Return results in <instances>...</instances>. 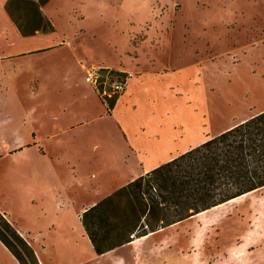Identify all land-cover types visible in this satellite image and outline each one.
<instances>
[{"label":"rangeland","instance_id":"obj_1","mask_svg":"<svg viewBox=\"0 0 264 264\" xmlns=\"http://www.w3.org/2000/svg\"><path fill=\"white\" fill-rule=\"evenodd\" d=\"M7 3L4 9L8 14ZM42 9L53 21L55 34L39 44L53 43L57 49L52 53L39 52L30 59L39 60V69L53 75L39 77L29 73L12 82L9 88L13 85L19 99L16 100L12 89L7 98H0V105L8 112L0 117L9 118L15 125L17 102L18 107L21 104L25 109H33L37 101L35 110L41 113V119L34 124L41 133L43 148L39 151L43 160L54 161L57 183L67 186V135L51 134L67 126V92L72 86L87 90L91 96L87 100L90 110L93 114L102 110L98 97L81 82L86 69L102 66L113 72H128L130 83L140 72L136 66L141 63L150 75L169 76L178 70L179 82L183 84L174 105L176 122L172 123L170 112L166 119L168 132L174 124L183 135V144L178 142L175 148L179 153L191 148L187 141L197 130L200 141L209 139L264 111V0H48ZM13 11L25 25L23 14L31 8L22 4L13 7ZM8 38L9 53H19L17 39L10 35ZM23 49H28L26 43ZM73 59H79L80 65ZM67 60L68 67L74 70L69 82ZM167 81L160 84L169 85L170 80ZM39 89L47 96L45 103L33 96ZM120 98L101 100L111 109L110 103L115 105ZM43 112L49 115L43 116ZM112 121L92 123L86 140L91 144L89 148L98 145L97 150L87 149L81 155L72 153L71 158L83 175L93 178L97 172L105 180L121 183L129 174L124 163H118L112 176L97 141ZM30 132L27 122L23 126L24 138ZM20 150L30 158L37 156L30 146ZM8 158L0 159V212L27 246L8 232L1 221L0 235L18 253L22 264H264V188L230 204L220 215L211 214L201 221L193 215L145 239L136 238L133 243L97 256L91 246L74 242L75 236L69 232L62 233V238L48 234L47 228L52 231L51 226L32 203V179L17 173L15 155ZM93 197L80 189L72 211L52 216L67 229L71 225L76 228L83 217L81 205ZM132 200L137 207L139 203ZM115 202L110 207L114 216L111 221L129 214L134 222L130 198L122 196ZM100 227L102 233L109 230L106 224ZM0 264H14L1 248Z\"/></svg>","mask_w":264,"mask_h":264},{"label":"crops","instance_id":"obj_2","mask_svg":"<svg viewBox=\"0 0 264 264\" xmlns=\"http://www.w3.org/2000/svg\"><path fill=\"white\" fill-rule=\"evenodd\" d=\"M7 1L8 0H0V98H7L9 90L12 89L18 101L19 96L16 89L13 85L11 86L12 88H9L12 82L29 73L39 77H43L44 75L50 77L53 75L51 71H41L39 66L36 65L39 60L33 61L30 59V56L37 55V53L39 54V52L42 51H44V53H52L55 52L57 48H53V43H45L44 45L39 44L42 40L51 39L55 31L51 33L36 31L34 35L23 36L4 9V4ZM51 23L53 24L52 20ZM53 26L55 29L54 24ZM9 35L17 39L18 42L16 45L17 47L18 45L21 47L19 53L18 51L12 54L9 53ZM25 43L28 45L26 52H24L23 49ZM73 61L76 65H80L81 63L79 59H73ZM29 67L34 68L29 70ZM137 67L140 72L133 77L134 81L131 80V83L133 81L132 84L130 80L128 81L124 95L121 96L111 109L102 102L93 87L86 82V71L84 76H81V82L87 89L90 87L91 93L98 97V104L101 103L102 110L97 114H93V111L90 110L88 106L87 100H89L91 96L87 90L82 91L77 86H72L69 92H67V126L61 131H54L51 134L53 137L58 136L61 132H63L65 136L67 135V186L57 183L56 174L58 170L54 161L52 159L43 160V156L41 157L39 151V149L42 148L40 142L41 133L34 124L38 119H41V113L35 110L37 101L33 103L34 110L30 109V106L25 109V106L21 104L20 107H18L17 102L15 106L17 114L15 125L10 123L9 118L6 117L4 119L0 117V159H10L8 157L15 155L17 173L21 176L28 175L32 179L31 185L33 190L30 191L31 197L34 198L32 203H35L39 207L43 216H45L48 221V226H51L52 231L47 228L48 234H54L62 238V233L65 232L67 234V232H69L75 236L74 242L78 244L83 243L85 247L91 246V251L97 256L109 254L115 251V249L98 255L93 248L81 220H79L80 225L76 228L71 227V225L69 229H67V227L52 216V213L59 215L62 211H72L76 205L75 195L78 194L80 189H83L85 193L94 195L90 201L81 205L80 209L84 213L89 208L96 205L97 201L100 199L103 200L132 180L148 173L186 151L184 150L179 153L175 149L178 146V142H182L183 144V135L176 130L174 124L168 132L166 119L170 112L169 117H171V121L173 119L172 123L176 122V110L174 109V105L176 106L178 102V93L182 91L183 84L182 81L179 82V71H172L169 76H163V74L150 75V73L145 72V67L142 63L136 66V68ZM73 73L74 70L68 67L67 60V82L71 80ZM164 80L165 82L170 80V84L161 85ZM168 92L169 94H167ZM44 93L45 92L39 89L33 93V96L42 98L45 103V98H47V96L44 95ZM5 109L7 108L0 105V115H2L4 111L6 115L8 114ZM43 114V116L49 115L46 112H43ZM37 116L38 118H36ZM103 119L113 120L114 122H111L112 126H105V128H108L105 130L103 138L99 137V140H97L98 144L101 143L102 145L100 153L108 160L110 167L107 168V170L111 172V175L112 172L118 168V163H124V168L127 169L129 174L128 178L121 183L117 181L114 182L110 179L105 180L100 177L102 174L99 175L97 172H94L93 178H91L89 174L83 175L77 169L76 162L71 158L73 157L72 153L81 155L84 154L85 151L87 153V149L92 150L95 148L97 150L98 145L89 148L91 144L89 143V139L86 140V138L89 136L90 125ZM27 122L31 125L32 133L26 134V138H24L23 126L26 125ZM107 134L111 137H107ZM189 139L190 140L187 142L192 148L207 140L208 137L200 141L199 132L197 130L195 134L191 133V138ZM25 145L30 146L33 151L35 150L37 156L30 158V156L25 155L23 151H19V148ZM12 146L16 147L12 148ZM119 146H121V148H119ZM14 149L17 150L15 151ZM95 149H93V151ZM41 235L44 236L46 234L43 231ZM133 242L134 241L131 243ZM0 248L3 249L5 255L8 256L14 264H20L1 240ZM50 262L54 263V258L50 260Z\"/></svg>","mask_w":264,"mask_h":264},{"label":"trees","instance_id":"obj_3","mask_svg":"<svg viewBox=\"0 0 264 264\" xmlns=\"http://www.w3.org/2000/svg\"><path fill=\"white\" fill-rule=\"evenodd\" d=\"M47 1L8 0V15L23 36L34 35L36 31H54L53 24L42 11ZM22 4L31 8L34 15L30 18V12L23 14L25 25L13 11V7ZM26 27L30 29L27 31ZM113 106L114 103H110V108ZM263 188L264 111L132 180L85 211L82 224L95 252L102 255L136 238ZM122 196L130 198L131 212L136 218L134 222L130 221V216L128 218L129 214L121 220L111 221L114 216L110 207ZM132 199L139 203L137 207ZM0 221L23 243L17 230L1 212ZM103 224L109 226L105 233L100 229ZM0 240L22 264L21 257L1 235Z\"/></svg>","mask_w":264,"mask_h":264},{"label":"built area","instance_id":"obj_4","mask_svg":"<svg viewBox=\"0 0 264 264\" xmlns=\"http://www.w3.org/2000/svg\"><path fill=\"white\" fill-rule=\"evenodd\" d=\"M131 74L128 72H113L107 67H92L86 69L85 80L90 84L101 99L120 97L125 92Z\"/></svg>","mask_w":264,"mask_h":264},{"label":"bare ground","instance_id":"obj_5","mask_svg":"<svg viewBox=\"0 0 264 264\" xmlns=\"http://www.w3.org/2000/svg\"><path fill=\"white\" fill-rule=\"evenodd\" d=\"M254 192H256V191L249 192V193L244 194V195H242V196H239V197H237V198L231 199V200H229V201L226 202V203H223V204H221V205H218V206H216V207H213V208H211V209H209V210L203 211V212H201V213H199V214H197V215H195V216H193V217L196 218L198 221H201V220H204V218H205L206 216L211 215V214L220 215V214H222V213H224V212L226 211L227 207H228L230 204L236 203L238 200H241L242 198H244V197H246V196H248V195H250V194H252V193H254ZM149 235H151V234H149ZM149 235L144 236V237H141V238H139V239H137V240L145 239V238H147Z\"/></svg>","mask_w":264,"mask_h":264}]
</instances>
